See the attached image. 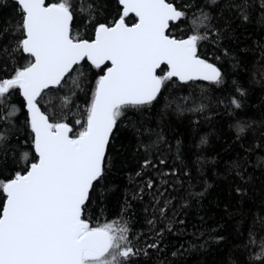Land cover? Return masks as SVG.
<instances>
[{"label": "trees", "instance_id": "16d2710c", "mask_svg": "<svg viewBox=\"0 0 264 264\" xmlns=\"http://www.w3.org/2000/svg\"><path fill=\"white\" fill-rule=\"evenodd\" d=\"M173 2L191 5L183 8L187 17L170 25L169 34L177 39L191 34L189 21L198 9L212 15L216 35L200 44L198 54L221 69L223 82L173 79L152 106L133 110L110 143L109 170L96 187L88 217L93 224L127 222L130 239L143 250L133 264H264V256L257 259L264 241V0H248L247 20L229 8V0L219 6L209 0ZM87 3L95 7L91 22L79 11ZM73 7V32L85 39L93 38L97 23L117 19L121 11L116 0H73ZM19 20L16 0H0V28L7 30L0 43L6 50L15 43L11 32ZM15 66L11 60L7 71ZM81 68L86 75L80 89L50 90L49 109L59 112L60 98L75 91L70 111L83 118L98 70L87 61ZM6 104L19 111L10 125L0 124L8 135L0 144L5 176L26 167L20 153L33 152L23 99L14 92ZM0 109V115L7 111ZM162 207H167L163 216ZM151 243L158 248H147Z\"/></svg>", "mask_w": 264, "mask_h": 264}, {"label": "snow or ice", "instance_id": "6c2138e0", "mask_svg": "<svg viewBox=\"0 0 264 264\" xmlns=\"http://www.w3.org/2000/svg\"><path fill=\"white\" fill-rule=\"evenodd\" d=\"M209 3L219 6L220 0ZM118 4V18L97 23L93 38L85 39L73 32V0H16L20 20L11 32L15 43L7 50L0 43V52H5L0 57V106L7 109L0 124L10 125L19 111L6 104L18 92L33 152L20 153L26 167L7 176L0 172V264H133L143 250L130 239L127 222L93 224L88 217L96 187L109 170L110 143L123 120L157 102L173 78L181 83L223 82L221 69L198 54L200 44L216 35L209 12L198 9L189 21L191 34L177 39L169 34L170 25L187 17L183 8L191 5L181 7L173 0ZM248 6V0H229V8L239 10L244 20ZM79 11L88 14L89 22L95 19L93 3ZM6 31L0 28V40ZM11 60L17 66L8 72ZM85 61L98 73L83 118L70 111L75 91L60 98L59 112L49 109L54 100L50 90L80 89ZM231 103L241 107L235 98ZM6 140L7 133L0 130V144ZM149 163L145 161V167ZM147 187L152 188L153 181ZM159 211L163 216L167 207ZM261 249L257 259L264 256V241Z\"/></svg>", "mask_w": 264, "mask_h": 264}, {"label": "water", "instance_id": "95a60500", "mask_svg": "<svg viewBox=\"0 0 264 264\" xmlns=\"http://www.w3.org/2000/svg\"><path fill=\"white\" fill-rule=\"evenodd\" d=\"M116 2H117V4H118V0H116ZM119 5V4H118ZM119 7H120V9L122 8V6H120L119 5ZM173 23H176V22H173ZM173 79H175V78H173ZM194 81H203V80H194ZM180 82V81H179ZM188 82H193V81H188ZM181 83V82H180ZM22 98V97H21ZM23 99V98H22ZM25 111H26V109H25ZM27 112V111H26Z\"/></svg>", "mask_w": 264, "mask_h": 264}]
</instances>
